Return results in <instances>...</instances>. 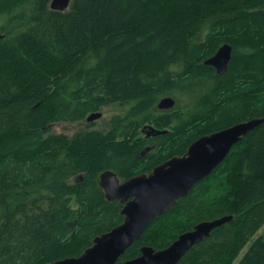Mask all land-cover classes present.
<instances>
[{
    "label": "trees",
    "instance_id": "16d2710c",
    "mask_svg": "<svg viewBox=\"0 0 264 264\" xmlns=\"http://www.w3.org/2000/svg\"><path fill=\"white\" fill-rule=\"evenodd\" d=\"M50 3L0 0V264L78 258L123 221L99 188L100 171L129 178L255 119L262 124L118 264L222 217L231 220L179 264H264V0H70L64 11ZM224 44L232 59L217 75L203 62ZM175 92L189 96V111L156 112ZM113 103L134 105L105 136L51 131ZM148 121L169 133L158 155L138 157L144 144L134 138Z\"/></svg>",
    "mask_w": 264,
    "mask_h": 264
},
{
    "label": "water",
    "instance_id": "95a60500",
    "mask_svg": "<svg viewBox=\"0 0 264 264\" xmlns=\"http://www.w3.org/2000/svg\"><path fill=\"white\" fill-rule=\"evenodd\" d=\"M69 3L70 0H51L50 9L64 11ZM231 59L232 47L224 44L203 64L212 67L217 75H223L227 72ZM175 103L172 97H166L160 100L157 109L172 110ZM99 118L101 114L95 113L87 118V122ZM262 122L263 120L255 119L202 136L190 144L185 154L158 165L148 176L133 177L119 184L114 173L107 171L101 174L98 185L105 200L118 201L123 205L120 211L122 223L95 237L92 246L78 258H66L53 264H118L120 257L141 239L156 218L164 215L180 198L185 197L196 183L208 176L225 159L233 146ZM150 129L152 133L149 136L167 133ZM230 220L231 217H222L200 222L192 230L180 234L167 248L155 250L143 246L137 258L121 264H179L190 249Z\"/></svg>",
    "mask_w": 264,
    "mask_h": 264
},
{
    "label": "rangeland",
    "instance_id": "374dc122",
    "mask_svg": "<svg viewBox=\"0 0 264 264\" xmlns=\"http://www.w3.org/2000/svg\"><path fill=\"white\" fill-rule=\"evenodd\" d=\"M4 19L5 18L0 17V24H3V22L5 21ZM171 97L174 98L176 101V106L174 108L176 109L175 111L178 114H181L182 116L185 115L186 112L189 111L191 107V100L189 99V96L184 93L175 92L171 95ZM133 105H134L133 103H128L126 105H122V104L120 105L119 103H113V104H110L108 107L102 108L101 113L103 114L104 117L98 122H96V124L93 125L92 129L88 127L86 128L85 121H82L78 123H57L51 127V131L54 134H65L69 137H72L75 134H81V133L90 132V131L99 132L101 135L103 134L105 136L111 128L110 122L114 118L119 117L121 114L127 113V111H129V109ZM146 123L147 122L143 124H146ZM143 124L138 127L136 136L134 138L135 140L139 141V138L141 136H139L138 133H139L140 128L143 126ZM262 232H264V227L262 229Z\"/></svg>",
    "mask_w": 264,
    "mask_h": 264
},
{
    "label": "flooded vegetation",
    "instance_id": "af4514ba",
    "mask_svg": "<svg viewBox=\"0 0 264 264\" xmlns=\"http://www.w3.org/2000/svg\"><path fill=\"white\" fill-rule=\"evenodd\" d=\"M164 98H166V97H164ZM162 99L163 98H161L160 100H162ZM160 100L156 104V107H155V111L156 112L162 113V112H170V111H173L174 108L172 110H168V111L158 110L157 109V105L160 102ZM175 106H176V104H175ZM104 107H108V106H102L99 111L94 112V113L91 112V113L87 114V116L85 117V120H84L85 121L86 128L88 127V128H91L92 129L93 125H95L96 122H98L99 120H101L104 117L103 114L101 113V110ZM95 113H100L101 114V118H99V119H97V120H95L93 122H87V118L90 115L95 114ZM59 123H61V122H59ZM75 123H78V122H75ZM54 124H57V123H53L51 125V127ZM150 128L155 129L157 131H166L167 133L164 134V135H167L169 133L168 130H159V129H157L156 126H155V124L152 123L151 121H148L146 124H143V126L139 130L138 135L141 136L139 138V142H143L144 145L140 149L135 148L138 157H149V156L150 157H154L155 155H158L159 154V151L162 150V147L163 146H160L159 144H160V141H161L160 140L161 139L160 137L163 136V135L149 136V134L152 133V131H151ZM90 132H92V131H90ZM85 133H87V132H85ZM85 133H81V134H85ZM75 135H77V134H75ZM165 161H167V160H165ZM165 161L162 160V162H160L158 165L164 163ZM158 165H153L152 167L150 166L149 167L150 168L149 171H140V172L136 173L135 175L130 176L129 178H122V177H120L119 176L120 174H118L114 169L113 170L108 169V170L100 171L98 173V175H97L98 176L97 178L99 179V176L101 174H103L104 172L110 171V172H112V173H114L116 175V177H117V179L119 181V184H123L124 182L128 181L129 179H131L133 177L142 176V175H147L148 176L153 171V169L155 167H157ZM98 179H97V181H98ZM79 180H81L80 177H79ZM115 202H118V201H115ZM118 204L121 206V209H122L123 205H121L119 202H118Z\"/></svg>",
    "mask_w": 264,
    "mask_h": 264
},
{
    "label": "bare ground",
    "instance_id": "6f19581e",
    "mask_svg": "<svg viewBox=\"0 0 264 264\" xmlns=\"http://www.w3.org/2000/svg\"><path fill=\"white\" fill-rule=\"evenodd\" d=\"M76 104V103H75ZM75 104H73L75 106ZM94 113V112H93ZM117 129V128H116ZM125 130V129H124ZM117 131V130H116ZM134 132V131H133ZM125 133V132H124ZM120 136V135H119ZM125 137V136H124ZM113 140V139H112ZM107 142V141H106ZM105 143V142H104ZM108 144V143H107ZM60 151V150H59ZM58 152V151H57ZM58 154V153H57ZM60 155V154H59ZM176 156V155H175ZM61 161V160H60ZM80 170V169H79ZM199 183V182H198Z\"/></svg>",
    "mask_w": 264,
    "mask_h": 264
}]
</instances>
